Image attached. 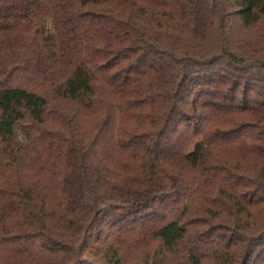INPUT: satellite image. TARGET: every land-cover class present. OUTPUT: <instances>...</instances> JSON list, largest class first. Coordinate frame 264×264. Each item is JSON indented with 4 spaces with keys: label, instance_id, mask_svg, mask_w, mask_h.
<instances>
[{
    "label": "trees",
    "instance_id": "16d2710c",
    "mask_svg": "<svg viewBox=\"0 0 264 264\" xmlns=\"http://www.w3.org/2000/svg\"><path fill=\"white\" fill-rule=\"evenodd\" d=\"M0 264H264V0H0Z\"/></svg>",
    "mask_w": 264,
    "mask_h": 264
}]
</instances>
